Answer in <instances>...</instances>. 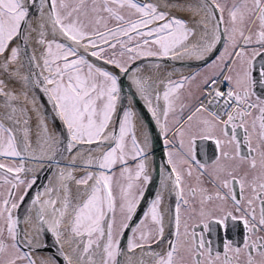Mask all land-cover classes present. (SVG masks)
Wrapping results in <instances>:
<instances>
[{
    "label": "snow or ice",
    "instance_id": "obj_1",
    "mask_svg": "<svg viewBox=\"0 0 264 264\" xmlns=\"http://www.w3.org/2000/svg\"><path fill=\"white\" fill-rule=\"evenodd\" d=\"M0 109V264H264V0H0Z\"/></svg>",
    "mask_w": 264,
    "mask_h": 264
},
{
    "label": "rangeland",
    "instance_id": "obj_2",
    "mask_svg": "<svg viewBox=\"0 0 264 264\" xmlns=\"http://www.w3.org/2000/svg\"><path fill=\"white\" fill-rule=\"evenodd\" d=\"M174 14H179V15H182L180 13H174ZM187 18V17H186ZM35 19V17H34ZM33 51V49L31 50V52ZM214 58V57H212ZM210 58V59H212ZM164 62V63H163ZM161 61V60H158L156 58H149L148 60L145 61L146 64H155V63H160L162 65V69L163 70H167L169 68H173L175 67L177 70H179V74L177 76H174L173 78L175 79H179V77L181 75H188L189 73H193V72H197V71H200V72H204L205 71V65L204 63L202 62L200 64V66H189V67H185L187 66V61H178V64L177 62L176 63H170L168 60H164V61ZM198 69V70H196ZM19 87V85H17ZM28 86V85H27ZM28 88H30V86H28ZM128 90L126 89L125 92H127ZM29 94L33 95L34 93H32L31 91L29 92ZM46 105V104H44ZM47 107L52 109L51 108V105L50 104H47ZM45 108V107H44ZM41 113L42 115H44L45 119H46V122L49 124V126H51L53 129L55 128H58L59 127V122L56 121V124L53 122V118L50 119L49 115L46 113L43 112V108L41 109ZM53 116V114H52ZM35 124V117H33V120H32V130L34 129V125ZM18 135H21V133H17ZM165 151L164 149V146L161 142H157L156 144V152H155V158H154V162L151 163V169H152V173H153V181L154 183L151 184V191L154 192L157 190L158 188V183H159V180H160V173H159V167L160 165H162L164 163V160H163V152ZM211 154V152H210ZM68 155V154H67ZM67 155H65V157H67ZM0 162H3V163H6V164H12V163H20L21 161L20 160H16L15 162H13L12 160H0ZM66 162V161H65ZM27 163V161H26ZM28 165H29V162H28ZM31 167V165H29ZM40 167V166H39ZM39 167H36V168H39ZM50 172H45V173H42L41 174V177H40V180L38 181L39 184H47L48 181L52 178V173L51 175H49ZM48 176V178H47ZM156 176V177H155ZM155 178V180H154ZM31 195V193H30ZM24 209L22 208L21 209V215H26V213L24 212Z\"/></svg>",
    "mask_w": 264,
    "mask_h": 264
},
{
    "label": "bare ground",
    "instance_id": "obj_3",
    "mask_svg": "<svg viewBox=\"0 0 264 264\" xmlns=\"http://www.w3.org/2000/svg\"><path fill=\"white\" fill-rule=\"evenodd\" d=\"M176 15H179V14H176ZM186 18V17H185ZM28 48H29V52L31 53V50L33 49L34 50V48H33V45H32V43L31 42H29V45H28ZM36 54L37 55H39V50L38 49H36ZM162 62L164 61V60H161ZM171 64L172 63H176L177 62V64H178V61H173V60H168ZM188 62H191V61H187V63ZM164 63V62H163ZM191 67V66H196V65H189V64H187V66H185V67ZM21 71L23 72L24 71V69H21ZM168 72H175V76H177L179 73V70H177L175 67H173V68H169V69H167V70H162L160 73H158L157 75H159L160 76V78H165L166 77V75H167V73ZM18 87V86H17ZM162 87V86H161ZM19 88V87H18ZM25 88L26 89H28V86L26 85L25 86ZM31 95V94H30ZM3 112V109H0V113H2ZM49 114H51V113H49ZM33 117H35V115L33 114ZM34 125V129H33V133H35V131H36V126H35V124H33ZM50 128H52L51 126H49ZM66 154V153H65ZM64 154V155H65ZM28 162H29V165H31V167H33V168H36V167H39L40 165L39 164H36V163H34L33 161H31V160H28L27 161V164H28ZM151 164V163H150ZM152 167H151V165H150V170H152L151 169ZM153 172V171H152ZM49 175H51V172L49 173ZM47 178H48V176H47ZM149 190L151 191V185H150V188H149ZM73 192H75V188H73ZM24 213V212H23ZM27 226V225H26ZM28 227V226H27ZM47 241H48V243L49 244H51L52 243V240H51V237L50 236H48L47 238ZM52 251V249L51 248H46V249H44V254L45 255H47L48 253H50Z\"/></svg>",
    "mask_w": 264,
    "mask_h": 264
},
{
    "label": "water",
    "instance_id": "obj_4",
    "mask_svg": "<svg viewBox=\"0 0 264 264\" xmlns=\"http://www.w3.org/2000/svg\"><path fill=\"white\" fill-rule=\"evenodd\" d=\"M201 63H202V62L191 61V62H188L187 64H189V65H197V66H200ZM126 89H127V88H125V90H126ZM127 90H128V89H127ZM44 107H45V108H44ZM43 112L46 113V115L48 114L49 117H50V119L53 118V116H52V109L48 108V107H47V104L43 106ZM49 113H51V114H49ZM55 124H56V122H55ZM58 125H59V124H58ZM65 155H67V153H66ZM155 177H156V176H155ZM154 180H155V178H154ZM153 183H154V181H153ZM154 184H155V183H154Z\"/></svg>",
    "mask_w": 264,
    "mask_h": 264
},
{
    "label": "flooded vegetation",
    "instance_id": "obj_5",
    "mask_svg": "<svg viewBox=\"0 0 264 264\" xmlns=\"http://www.w3.org/2000/svg\"><path fill=\"white\" fill-rule=\"evenodd\" d=\"M196 70H198V69H196ZM210 152H211V149H209V154H210ZM160 179H161V176H160ZM158 188H159V183H158ZM158 188H157V190H158ZM25 227L27 228L26 225H25ZM229 235H231V233H229Z\"/></svg>",
    "mask_w": 264,
    "mask_h": 264
}]
</instances>
